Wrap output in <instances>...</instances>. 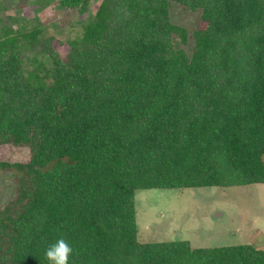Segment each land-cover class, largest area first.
<instances>
[{
	"label": "trees",
	"instance_id": "trees-1",
	"mask_svg": "<svg viewBox=\"0 0 264 264\" xmlns=\"http://www.w3.org/2000/svg\"><path fill=\"white\" fill-rule=\"evenodd\" d=\"M170 2L204 23L190 54ZM14 21L0 15V145L29 159L0 160V264H48L60 237L68 264H264L251 244L139 242L134 212L141 189L264 184V0H100L63 57L42 22Z\"/></svg>",
	"mask_w": 264,
	"mask_h": 264
},
{
	"label": "rangeland",
	"instance_id": "rangeland-1",
	"mask_svg": "<svg viewBox=\"0 0 264 264\" xmlns=\"http://www.w3.org/2000/svg\"><path fill=\"white\" fill-rule=\"evenodd\" d=\"M100 0H88L85 13L64 9L59 0H0V15L14 16L27 27L42 22L41 36L52 37L61 57L67 42L93 19ZM170 22L185 30V54L193 48L192 34L204 26L199 11L179 4L168 6ZM179 42V39H175ZM25 146L0 145V160L27 162ZM15 173L0 171V208L14 199ZM135 224L139 242L186 240L191 247L251 244L264 250V184L217 188L141 189L134 195Z\"/></svg>",
	"mask_w": 264,
	"mask_h": 264
},
{
	"label": "clouds",
	"instance_id": "clouds-1",
	"mask_svg": "<svg viewBox=\"0 0 264 264\" xmlns=\"http://www.w3.org/2000/svg\"><path fill=\"white\" fill-rule=\"evenodd\" d=\"M72 251L68 242L60 237L47 247L45 258L48 264H68Z\"/></svg>",
	"mask_w": 264,
	"mask_h": 264
}]
</instances>
